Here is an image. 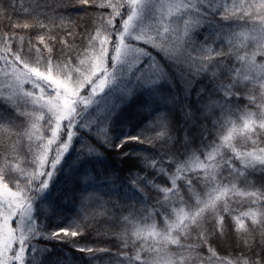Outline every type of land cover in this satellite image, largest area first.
<instances>
[{"label": "snow or ice", "instance_id": "1", "mask_svg": "<svg viewBox=\"0 0 264 264\" xmlns=\"http://www.w3.org/2000/svg\"><path fill=\"white\" fill-rule=\"evenodd\" d=\"M0 264H264V0H0Z\"/></svg>", "mask_w": 264, "mask_h": 264}, {"label": "trees", "instance_id": "2", "mask_svg": "<svg viewBox=\"0 0 264 264\" xmlns=\"http://www.w3.org/2000/svg\"><path fill=\"white\" fill-rule=\"evenodd\" d=\"M66 252H68L73 258H75L78 255H81L79 253H75L74 250L72 249H65ZM113 251H115V249L113 248ZM220 255H226V253L221 252ZM67 260V257H64Z\"/></svg>", "mask_w": 264, "mask_h": 264}]
</instances>
